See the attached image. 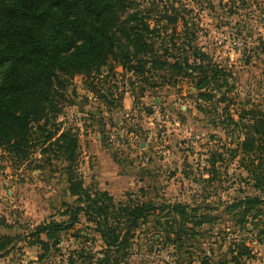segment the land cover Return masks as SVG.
Masks as SVG:
<instances>
[{"label":"rangeland","instance_id":"1","mask_svg":"<svg viewBox=\"0 0 264 264\" xmlns=\"http://www.w3.org/2000/svg\"><path fill=\"white\" fill-rule=\"evenodd\" d=\"M130 1L124 18L146 19L158 56L187 60L190 75L148 65L146 77L134 76L111 59L101 72L72 79L55 121L59 134L78 136L76 176L89 193L159 208L139 221L118 264H264V202L247 214L238 204L264 201L254 177L264 178V128L260 150L245 154L241 140L254 129L227 119L238 122L250 105L264 112V0ZM199 65L229 73L231 86L217 80L202 89L211 98H201L189 70ZM40 154L37 147L22 159L0 149V240L12 238L0 264H105L108 247L84 212L71 228L42 234L45 246L31 236L38 226L69 223L78 205L62 149H50L47 164ZM171 204L187 206L195 219L187 222Z\"/></svg>","mask_w":264,"mask_h":264},{"label":"trees","instance_id":"2","mask_svg":"<svg viewBox=\"0 0 264 264\" xmlns=\"http://www.w3.org/2000/svg\"><path fill=\"white\" fill-rule=\"evenodd\" d=\"M131 7L130 0H0V149L28 159L39 147L40 155L46 157L44 164L50 162V156H46L50 149H62L68 164L70 192L78 197L69 223L38 226L31 236L45 246L40 238L42 234L51 238L71 228L84 212L95 219L97 232L108 247L105 258L99 260L105 264L123 261L121 251L131 246L139 221L159 208L152 204L116 205L108 193L91 194L84 188L83 179L76 176L80 157L78 136L71 129L59 134L55 122L63 114L68 86L75 76L101 72L111 59L134 76L146 77L148 65L153 70L169 65L173 70L190 75L184 72V66L189 68L187 60L182 63L172 56L175 62H167L158 56L157 49L148 43L154 30L144 23L148 22L146 19L139 18V14H134L130 21L124 18ZM173 19L172 22H176L178 18ZM189 70L197 74L196 87L201 98H211L202 89L217 80L231 86L232 76L214 67L199 65L198 73L194 68ZM245 111L247 115L241 116L238 122L229 116L227 119L236 124L246 120L247 124L241 128L254 129L244 135L240 144L245 154H252L260 148L256 144L260 140L257 136L263 135L264 112H255L252 105ZM217 118L215 115L214 119ZM49 125L54 130L48 129ZM37 130L42 131L44 142L37 136ZM211 163H214L213 158ZM256 176H259L257 181L264 184L263 176ZM263 202V197L253 196L238 204L244 205V214H247ZM168 207L183 210L187 222L195 219L185 205ZM262 223L264 225V220ZM177 237L181 239L180 234ZM11 241L12 238L0 240V253Z\"/></svg>","mask_w":264,"mask_h":264}]
</instances>
